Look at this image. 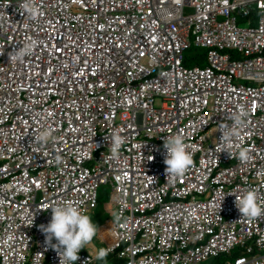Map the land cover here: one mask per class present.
Masks as SVG:
<instances>
[{"label":"clouds","instance_id":"1","mask_svg":"<svg viewBox=\"0 0 264 264\" xmlns=\"http://www.w3.org/2000/svg\"><path fill=\"white\" fill-rule=\"evenodd\" d=\"M33 38L64 73L55 118L0 101V264H264V0H0V85Z\"/></svg>","mask_w":264,"mask_h":264},{"label":"built area","instance_id":"2","mask_svg":"<svg viewBox=\"0 0 264 264\" xmlns=\"http://www.w3.org/2000/svg\"><path fill=\"white\" fill-rule=\"evenodd\" d=\"M31 43L35 46L32 49L31 55H27L24 58L23 64L19 67L17 72H13L8 79L4 80V83L0 85V101L4 103H9L14 94L19 93V89L28 85V89L31 96V104L33 109H37L40 117V122L43 120H48L50 118H55L56 116L53 114V108L55 107L54 103L51 102L47 96V91L49 87L52 85V80L47 79L45 76L49 75L51 77H59L64 73L61 66L64 64V59L56 58V61L53 59H48L45 54V51L39 48V41L36 39H32ZM58 51L66 53V51H62L58 49ZM39 55L42 56V59H39ZM55 59V58H54ZM44 76V79L41 77ZM108 114L111 117V121L108 127H115V120L117 119V115L111 110H107ZM100 125V123H98ZM251 150H256L255 147H251ZM125 175V172L122 174ZM178 179L171 178L170 184L176 183ZM12 194H10L11 196ZM71 196V197H70ZM72 198V195L66 188H62L61 190L55 191L51 196H43L38 204V208L51 210L52 206L56 203H63L64 201ZM177 198H180L177 195ZM2 202L7 206L8 209L19 207L9 201H6L4 197L1 198ZM77 206V204H76ZM188 206L181 203H177V207L183 210H188ZM183 215V214H181ZM6 218L2 214L0 218V231L6 230ZM22 229V227H20ZM8 237H10L8 235ZM1 251V248H0ZM5 264H13L10 262H6Z\"/></svg>","mask_w":264,"mask_h":264},{"label":"rangeland","instance_id":"3","mask_svg":"<svg viewBox=\"0 0 264 264\" xmlns=\"http://www.w3.org/2000/svg\"><path fill=\"white\" fill-rule=\"evenodd\" d=\"M100 194H99V201L101 204H107L110 201H113V196L111 194V190L108 186H103L102 188H100ZM97 214V212H96ZM98 215V214H97ZM95 216L93 214H89L88 216L91 218L92 222L94 224H97L98 227H100V225L104 222L103 218L101 216Z\"/></svg>","mask_w":264,"mask_h":264}]
</instances>
